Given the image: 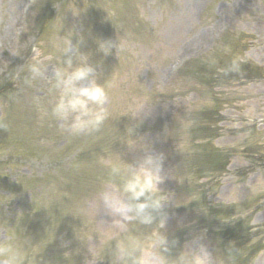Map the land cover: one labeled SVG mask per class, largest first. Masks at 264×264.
<instances>
[{"label": "rangeland", "instance_id": "obj_1", "mask_svg": "<svg viewBox=\"0 0 264 264\" xmlns=\"http://www.w3.org/2000/svg\"><path fill=\"white\" fill-rule=\"evenodd\" d=\"M28 1L0 0V250L14 246L20 264H116L118 245L134 237L146 264H177L197 249L203 264H219L208 234L223 214L235 220L249 213L254 225H264V169L242 182L240 158L206 201L211 213L195 209L200 220L185 212L164 163L163 225L159 218L142 225L113 216L99 195L120 186L111 174L114 161L134 162L147 144L167 158V141L176 138L173 116L207 103L199 84L176 73L185 61L206 55L230 29L254 36L246 59L264 67V0H60L37 36L35 15L22 11ZM70 39L107 86L108 117L91 133L70 135L52 115L58 96L52 81L64 59L57 45ZM98 41H116L117 52L105 55ZM37 60L45 75L29 85L28 65ZM222 91L226 122L216 145L238 147L235 132L245 125L264 134V81ZM189 126L183 123L178 151L188 150L182 134ZM254 264H264V251Z\"/></svg>", "mask_w": 264, "mask_h": 264}, {"label": "clouds", "instance_id": "obj_2", "mask_svg": "<svg viewBox=\"0 0 264 264\" xmlns=\"http://www.w3.org/2000/svg\"><path fill=\"white\" fill-rule=\"evenodd\" d=\"M99 51L105 55L113 48L117 52L116 41H98ZM63 55V66L55 70L52 90L58 96L52 106V115L64 121L63 131L70 135L82 132L98 131L108 117L104 108L107 100L106 84L99 82L98 66L90 62L88 54L80 51L79 43L72 39L63 40L57 45ZM233 70L238 68L234 62ZM30 78L25 82L44 77V68L40 61L28 65ZM133 134V129H131ZM134 162L116 160L111 165V174L120 180L117 191L103 190L100 199L113 216L142 225H163L167 220L164 212L165 201L160 185L163 177V153H156L150 144L143 146ZM157 224V223H156ZM158 243L167 245V238H160ZM142 246L134 237H129L123 246L118 245L116 264H146L141 250ZM6 257L5 264H20L21 257L14 246L6 245L2 250ZM140 255H136L137 252ZM177 264H203V250L197 249L188 258L182 254Z\"/></svg>", "mask_w": 264, "mask_h": 264}, {"label": "trees", "instance_id": "obj_3", "mask_svg": "<svg viewBox=\"0 0 264 264\" xmlns=\"http://www.w3.org/2000/svg\"><path fill=\"white\" fill-rule=\"evenodd\" d=\"M230 64V65H228ZM227 66L228 70H225L223 67ZM232 63H227L226 65H223V73L221 75H218V77L211 76L208 81H210L212 84L218 83V80L227 82V81H237L238 79H248L252 80L256 78L253 70L245 69L244 75H240L239 72H242L239 68L236 70H233ZM215 72L210 71V74L213 75ZM213 113V112H212ZM215 115L212 114L210 116V120L213 121L215 119ZM205 132H209L210 129L205 128ZM254 151L249 152V158H252V163L255 161L256 164L264 165V147L261 146H254ZM207 160H209L210 164L214 166H220L221 168L224 167L226 164V161L224 160L223 156H215L212 151H209L207 154ZM252 227H249L248 223H237L234 226H231L229 229L225 230V232L222 234V239L227 243V247L230 248L231 253L234 254L240 247H246L247 244L251 241V237L255 236V233L253 231ZM263 249V246L260 243H256L253 246H249V249L246 251L245 255L242 257H239L240 264H247L249 260L253 259V256L256 254V252Z\"/></svg>", "mask_w": 264, "mask_h": 264}]
</instances>
